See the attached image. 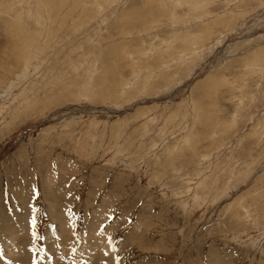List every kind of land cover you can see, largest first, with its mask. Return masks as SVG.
Listing matches in <instances>:
<instances>
[{"label": "rangeland", "instance_id": "1", "mask_svg": "<svg viewBox=\"0 0 264 264\" xmlns=\"http://www.w3.org/2000/svg\"><path fill=\"white\" fill-rule=\"evenodd\" d=\"M0 264H264V0H0Z\"/></svg>", "mask_w": 264, "mask_h": 264}, {"label": "bare ground", "instance_id": "2", "mask_svg": "<svg viewBox=\"0 0 264 264\" xmlns=\"http://www.w3.org/2000/svg\"><path fill=\"white\" fill-rule=\"evenodd\" d=\"M55 220V219H54ZM23 240V239H22ZM19 243V242H18ZM13 244H15V243H13ZM15 246V245H14ZM21 247H22V245H21ZM24 250V249H23ZM11 252V251H10ZM20 252V251H19ZM7 253H8V251H7ZM13 253V252H12ZM25 253V252H24ZM28 254V253H27ZM8 256H9V254H8ZM25 256H26V254H25ZM32 256V255H31ZM10 258H12V257H10ZM94 258V257H93ZM11 262V261H10ZM8 263V262H7ZM18 263V262H17ZM24 263V262H23Z\"/></svg>", "mask_w": 264, "mask_h": 264}, {"label": "snow or ice", "instance_id": "3", "mask_svg": "<svg viewBox=\"0 0 264 264\" xmlns=\"http://www.w3.org/2000/svg\"><path fill=\"white\" fill-rule=\"evenodd\" d=\"M36 221L35 218L32 219V224L35 225ZM119 259V257H117V260Z\"/></svg>", "mask_w": 264, "mask_h": 264}]
</instances>
